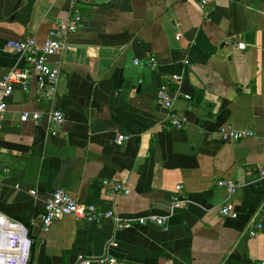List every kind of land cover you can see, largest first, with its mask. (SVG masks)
Returning a JSON list of instances; mask_svg holds the SVG:
<instances>
[{
  "label": "crops",
  "instance_id": "0c3cea01",
  "mask_svg": "<svg viewBox=\"0 0 264 264\" xmlns=\"http://www.w3.org/2000/svg\"><path fill=\"white\" fill-rule=\"evenodd\" d=\"M201 2L0 0V80L27 68L8 42L33 38L41 47L54 27L82 18L65 40L71 49L48 59L61 74L55 99L33 73L26 87L0 94V213L27 227L31 264L105 255L125 264H264V0ZM164 85L184 130L169 126L158 103ZM53 110L65 116L58 135ZM26 111L41 118L22 122ZM224 126L255 136L224 142ZM118 136L127 138L121 146ZM106 181L131 193L117 195ZM178 186L186 203L176 208ZM57 189L124 221L166 224L120 230L113 220L66 216L45 232L40 216ZM227 204L237 218L221 215Z\"/></svg>",
  "mask_w": 264,
  "mask_h": 264
},
{
  "label": "built area",
  "instance_id": "2783aa9c",
  "mask_svg": "<svg viewBox=\"0 0 264 264\" xmlns=\"http://www.w3.org/2000/svg\"><path fill=\"white\" fill-rule=\"evenodd\" d=\"M208 2L209 0H202V6H206ZM81 21L82 18L77 14L71 23H61L54 27L49 32L45 43L41 47L38 46L33 38L20 42H8L7 46L9 49L19 52L24 56L27 68L24 70L15 69L0 80V94H2L3 98L11 96L17 84L26 87L30 75L33 73L39 76L40 90L44 93L45 97L50 100L55 99L60 90L61 74L58 69H54L49 65L48 59L71 49L65 40L71 33L77 30ZM238 48L246 49V44L240 43ZM150 62L155 65L156 60L151 59ZM135 64L139 65L140 62L136 60ZM172 80L181 82L182 77L174 76ZM167 89L166 85L160 88L157 95L158 103L169 111V126L178 131L184 130L186 119L175 112L172 97L169 95ZM6 112L7 104L2 100L0 101V134L3 130ZM40 118V113L26 111L22 114L21 121H38ZM50 121L53 127L52 134L58 135V129L65 122L64 114L59 110H53L50 113ZM219 134L224 142H239L255 136L253 131L237 130L232 126L222 127ZM126 139L127 138L124 136H118L116 143L121 146ZM262 175H264V172H262ZM105 185L110 187L117 195H129L131 193L123 184L106 181ZM217 186L227 190L232 195L235 194L238 189L233 181L226 179H219L217 181ZM176 189L178 194L174 196V206L179 208L186 203V200L182 195L183 186H178ZM32 194L35 195L36 192H32ZM220 213L224 217H231L234 219L238 217L232 204L223 206ZM66 216H73L77 219H83L90 223L97 224L105 220H113L116 227L120 230L133 229L136 227L135 223H138L139 226L148 223H153L158 226H164L166 224L164 218L157 217L140 219L137 222L124 221L113 210H104L94 205L82 204L67 191L57 189L47 200L44 212L40 216L43 230L48 232L56 221ZM262 228V223L257 225V229L261 230ZM250 235L254 237L256 236V232L250 231ZM31 247L32 240L25 224L0 213V264H29ZM77 264H125V262L116 257L105 255L99 258H83Z\"/></svg>",
  "mask_w": 264,
  "mask_h": 264
},
{
  "label": "trees",
  "instance_id": "16d2710c",
  "mask_svg": "<svg viewBox=\"0 0 264 264\" xmlns=\"http://www.w3.org/2000/svg\"><path fill=\"white\" fill-rule=\"evenodd\" d=\"M35 243L33 242L32 243V247H31V257H30V263L29 264H31L32 263V260H33V256H34V254H35Z\"/></svg>",
  "mask_w": 264,
  "mask_h": 264
}]
</instances>
